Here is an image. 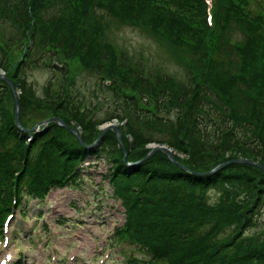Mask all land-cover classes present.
<instances>
[{
	"label": "trees",
	"instance_id": "1",
	"mask_svg": "<svg viewBox=\"0 0 264 264\" xmlns=\"http://www.w3.org/2000/svg\"><path fill=\"white\" fill-rule=\"evenodd\" d=\"M95 1L79 0L82 5L79 4L78 8L83 7V11L87 12L86 6L103 7L104 4H96ZM123 1L109 2L107 10L112 15L110 18L115 20L113 16L116 14L126 18L136 9L132 19L162 34L164 37L160 45L182 47L181 54L188 58L189 76L193 83H174L172 76L161 72L151 79L142 70L141 74H137V67H127L135 55L121 51L122 63L125 64L122 68L131 70L127 76L129 80L136 83L139 80L138 89L144 105L134 102V109H131L134 97L131 101L127 98L124 103L117 102L116 114L107 120H99L89 113L88 107L82 111L80 102V105L72 107V114L78 122L85 124L83 129L96 128L113 118L125 120V128L134 136L130 142L129 150L133 153L128 155L130 160L136 159V154L131 150L138 148L140 155L142 152L139 158H142L149 152L143 146L156 142L169 146L181 145L184 156H175L176 161L198 172H206L217 164L239 158H225L224 154L233 149L244 151L252 156L246 158L264 166V14L250 7V0H213L212 14L215 20L212 25L208 22L206 0ZM41 2L44 0H0V24L9 32L0 34V53L3 57L0 67L13 75L15 84L22 90L21 122L25 128L59 113L40 117L30 123V119L35 120V117L29 119L27 116L31 99H35L34 85L26 77L30 64L22 62L15 65L5 59L11 53L9 41L14 39L13 36L18 37L19 45L23 43L22 39H29L28 35L33 37L32 57L36 58L37 50L47 47L48 52H45L52 56L51 61L57 56L65 59L63 68H53L54 73H58L55 74L57 79L62 76L70 81L68 85L62 84L58 98L65 101L72 98L76 91L68 64L76 55V44H67L65 38L51 43L44 36L59 26L58 20L67 10L66 0H51L46 7H41ZM92 9L90 23L105 17L97 14L95 6ZM236 29L242 32H236ZM235 33L240 36L236 38ZM185 46L191 49L183 48ZM175 50L179 54L180 49L168 51L172 54ZM108 53L116 56L114 51ZM214 53L216 55L213 57ZM225 57L229 59L224 60ZM42 59L45 63L46 57ZM99 62V70H104L106 66L102 60ZM235 69L239 73L235 74ZM0 87V131L5 132L3 138L6 145L8 141L21 144L18 149L7 145L8 149L0 152V190L6 191L0 195V206L5 207V201L12 197V178H15L16 170L25 161L29 167H37V162L32 165L35 157H29L30 152L35 151L33 154L43 159V165L39 168L48 176V185L71 182L77 175L78 162L87 153L81 143V146L75 145V142L72 146L63 143L68 141L66 133L69 132L56 124L35 134L26 144L28 134L19 131L6 110L9 99L13 97L11 89L1 81ZM45 91L47 97L53 98L51 108L66 112L68 108L51 96L50 88ZM66 94L68 98H65ZM50 101H46L47 104ZM74 102H78V99ZM243 104L246 109L252 110L253 118L249 114L241 117ZM173 111H176L175 116ZM124 112L129 115L122 114ZM153 128L159 129L154 130L156 136L151 133ZM158 132H166L169 139H158ZM70 137L73 138L72 135ZM119 149L116 135H106L101 158L104 155L106 159L114 160L117 177L125 184L120 193L129 210L141 222L137 231L149 235L156 233L160 240L167 237L160 245L156 241L147 243V249L156 262L264 264L263 168L232 162L211 175H195L180 168L165 152L159 151L130 171ZM127 178L132 182H128ZM139 182L146 183L145 188H137L135 183ZM179 183L191 185L200 191L179 190L175 186ZM213 190L220 194L215 201L208 196ZM125 230L131 233L129 229Z\"/></svg>",
	"mask_w": 264,
	"mask_h": 264
},
{
	"label": "rangeland",
	"instance_id": "2",
	"mask_svg": "<svg viewBox=\"0 0 264 264\" xmlns=\"http://www.w3.org/2000/svg\"><path fill=\"white\" fill-rule=\"evenodd\" d=\"M100 1L104 5H102L103 7L96 8V12L98 15L102 14L105 16L102 19L108 23L109 27L106 29L107 32L103 30L100 18L95 19L94 24L91 27L86 28L80 23L78 18L84 15V13L81 12L83 7L78 8L79 4L82 5V3H79V0H69L67 4L66 0L67 11L65 10L59 26L56 27L52 33L49 32L44 34L45 38H49V41L54 43L53 40L60 39L61 37L59 35H63L65 38L68 37L71 42H75L73 36H78V34L82 33L76 32V29L79 26L84 30L85 35L93 33L95 30L100 34L101 30H103L107 37L111 38L117 45L123 47L124 53L129 52L134 54V51H137L138 54H143L146 58L152 57L155 61L151 60V63L159 66V70L162 74L170 72L177 82L186 81L189 85H192L193 79L191 80L189 76L191 71L188 68V63L183 54H181V52L183 53L181 46H173V48L169 47V49L175 48L180 49L181 51L178 50V54L175 50L171 55H168L164 48L157 45V42L163 39L157 32L153 29H148L144 25L138 24L136 21H132L129 18H121L118 14L113 16L115 17V20H112L110 18L112 15H109L107 7L109 6V2L113 0ZM95 2H98V0ZM122 3H124L123 0ZM253 3L264 5V0H253ZM252 6L254 5L252 4ZM127 7L128 4L125 6V9ZM76 9H79V13H75ZM92 11L93 9L90 7L87 15L83 16L87 23L91 21ZM237 32L241 31L237 29ZM1 33L9 32L4 29V25L0 24V34ZM13 37L14 41H9L11 45L9 52L11 53L7 55V58L5 59L18 65L28 50V46L31 45V40L26 41L22 39L21 41L23 43L19 45L20 42L17 41L18 37ZM41 37L43 38L42 34ZM89 46L92 48L91 43H89ZM183 48L188 50L191 49L187 46ZM45 51L48 52L47 47L37 50L38 54L43 56L42 58L46 57L44 60L46 61L45 65H41L43 59L39 58L35 66L32 65L28 69L26 75L28 82L33 83L35 87V99H31L27 115L29 119L30 117H35V120L32 121V119H30V123L39 120L38 118L40 117L48 116L55 111L46 102L48 100L53 101V98L47 97V94L44 91V86H49L48 83H51V87L58 86V79L55 77V74L58 73L53 72V66H64L63 63L65 59L57 56V58L51 61L50 59L52 56L49 57V54ZM83 51H85V53H83ZM91 55H89L85 49L77 48L76 55L69 61L71 71L74 72V77L76 78L74 89L77 91L80 89L79 92L84 94L90 113H93L99 120H107L111 114L116 112L118 106L117 102L124 103L127 98L131 101L132 97L134 98L132 100L133 102H131L132 104H130L131 109H134V102L144 105V102H142L143 98L139 96V89L137 88V85L140 84L133 80H126L123 73H120L115 69L111 71L110 68L112 67L111 62L114 60L113 57L108 60L102 58V63L105 64L106 67L104 70H99L97 65L99 62L98 59L100 58L99 53L95 52ZM95 55L97 59H95ZM1 56L0 53V62L3 61V57ZM235 57L240 58L238 54H236ZM30 59H35V57ZM60 59H62V61ZM50 63H53L51 64L52 69L50 68ZM138 63V60L131 59L129 67H135L134 65H137ZM234 71L239 72L238 69H235ZM0 72L7 74L6 71L1 68ZM3 84L6 85L5 83ZM6 110L11 115V118L14 117L15 102L13 97L9 99L6 105ZM241 110L246 112H242L241 117H246V114H249L253 118L252 110L246 109L244 104L241 105ZM122 114L129 115V113L127 114L126 112ZM175 114L176 111H173L174 116ZM60 115L68 119L71 122V126L79 128L83 138L87 141H95L102 133V130H105L106 127H104V125L106 124H109L107 126H111L110 123H112L113 125L119 126L122 134L121 142L126 149L127 157L128 155L133 154L130 152L129 148L131 144L130 142L133 141L134 136L123 126L126 122L125 120H109L98 125L96 128L85 130L83 129L85 124L83 125L78 122L74 118V115L69 111H66V113L62 111ZM58 117L60 116L58 115ZM42 121L39 120L37 123L41 124ZM50 123H56L57 127L62 128L61 126H58L55 121H51ZM32 126H34V124ZM63 127L67 128V126ZM154 130L159 131V129L153 128V130H151V133L156 136ZM0 133L2 136V138L0 137V152H4L3 150L8 149V146H16L17 149L20 148L21 144L18 141H8L6 142L7 146L5 144V139L3 138L5 132L0 131ZM72 133L69 132L70 135H72ZM66 134V139L72 140L70 135L68 133ZM114 134H118L116 128H111L106 133V135L109 136ZM158 134V139L162 138L165 141L169 139V135H167L166 132H158ZM73 136L75 135L73 134ZM75 141L76 140L73 139L72 142H62L71 143L72 146ZM159 144L160 143L150 142L146 146H143V148H148L153 151L157 146H164L171 149L174 158L175 156H184L181 153L182 150L180 149L182 147L179 144H175L174 146H169L167 143L162 145ZM13 151L14 149H12V152ZM131 151H134L136 158H139L142 155V152L141 155L137 152L138 148ZM141 151H143V149H141ZM159 151L165 152L164 150H158L157 152ZM167 156L169 157L168 154ZM224 156L225 158L235 156H238L239 158H246L247 156H249V158L252 157L244 151H238L237 149L229 150ZM34 157L35 159L37 158L36 155H34ZM109 166L110 165L104 160H99L91 165L85 164V167L88 168L84 171V173L88 175V177L85 176V182L76 187H66L56 192L51 191L44 203L46 206H35L37 211L46 210L44 218L36 221L37 219L32 218L34 212L29 210L30 214L27 216L25 222L23 221V223H19L16 236L21 238L22 241L20 239H14L15 234L12 228H10L8 232H5V237L0 238V259L1 257H4L6 253H11L13 257L12 260L18 255L21 256L22 264H132L134 256L141 258V260H146L147 262L151 257L142 246H140L139 249H134L128 246L122 247L117 244H110L109 242L113 228L124 222V210L120 201L117 202L110 196L112 188L106 177L107 168ZM101 184H103V189L97 191L95 186ZM184 187L186 189L196 190L193 186L183 184L176 185V188L179 190H183ZM208 196H210L211 201H215L218 197V193L213 190ZM102 204H105V206H102ZM29 205H31V209H34V203L29 201ZM72 205L79 206L81 210L79 214L73 210ZM16 217L19 218L17 210ZM58 218L65 219L67 224L59 223ZM73 221H79L83 224L79 226L74 224ZM33 230L35 232L34 235ZM150 264H159V262H152Z\"/></svg>",
	"mask_w": 264,
	"mask_h": 264
},
{
	"label": "water",
	"instance_id": "3",
	"mask_svg": "<svg viewBox=\"0 0 264 264\" xmlns=\"http://www.w3.org/2000/svg\"><path fill=\"white\" fill-rule=\"evenodd\" d=\"M0 78H2L4 80H6L7 82H9V84L12 87V90H13V93H14L15 99H16V105H17V109H16V121H17V124L20 125V121H19V116H20V100H19V96H18L17 90H16L14 84L10 80H8L6 77L0 75ZM51 120H53V119H48V120L44 121L43 123H47L48 121H51ZM37 128L38 127H35L32 131H35ZM111 128H116L117 129V131H118V139L120 141L121 140V129L119 127H117L116 125H113V124H111V126H107L105 128V130L103 131V133L101 134V136L99 137V139L105 134V132L108 129H111ZM78 137L81 139V136L80 135H78ZM158 150H164L170 156V158L172 160H174L173 152L171 151V149L168 148V147H164V146H157V147H155L153 149V151H151V153L149 155L153 154L154 152H156ZM233 161L247 162V163H250V164H255V165L261 166V164H259L258 162H255V161H252V160L246 159V158H238V159H235ZM233 161H231V162H233ZM227 163H229V162H227ZM224 165H226V164H224ZM261 167L264 169L263 166H261Z\"/></svg>",
	"mask_w": 264,
	"mask_h": 264
}]
</instances>
